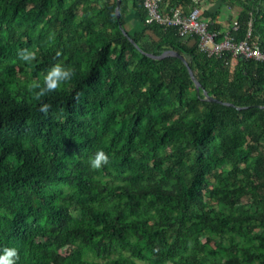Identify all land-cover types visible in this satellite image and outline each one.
I'll use <instances>...</instances> for the list:
<instances>
[{
	"label": "trees",
	"instance_id": "obj_1",
	"mask_svg": "<svg viewBox=\"0 0 264 264\" xmlns=\"http://www.w3.org/2000/svg\"><path fill=\"white\" fill-rule=\"evenodd\" d=\"M117 2L0 0V255L264 264V62L237 58L232 81L231 54L208 57L178 27L148 24L143 0H121L118 18ZM176 8H201L217 41L250 31L264 49V0H160L162 13ZM25 49L36 59L23 61ZM167 51L231 106L198 93L180 59L149 57ZM56 64L71 80L36 99L29 86ZM98 150L109 162L93 169Z\"/></svg>",
	"mask_w": 264,
	"mask_h": 264
},
{
	"label": "built area",
	"instance_id": "obj_2",
	"mask_svg": "<svg viewBox=\"0 0 264 264\" xmlns=\"http://www.w3.org/2000/svg\"><path fill=\"white\" fill-rule=\"evenodd\" d=\"M143 4L148 12V24L156 23L167 27H178L181 36L196 38L199 50L208 57L221 56L227 52L235 59L245 57L264 62V49L250 39V31L247 39L243 41H235L229 32L225 33L222 40L217 41L219 33L210 31L209 23L202 19L199 8L191 10L188 14H185L181 8L164 14L160 9V0H143ZM233 26L237 30L236 22Z\"/></svg>",
	"mask_w": 264,
	"mask_h": 264
},
{
	"label": "clouds",
	"instance_id": "obj_3",
	"mask_svg": "<svg viewBox=\"0 0 264 264\" xmlns=\"http://www.w3.org/2000/svg\"><path fill=\"white\" fill-rule=\"evenodd\" d=\"M59 55V53H57ZM20 58L23 61L31 62L36 59V52L29 50H22ZM74 74L73 69L65 68L61 64L54 65L44 78V85L41 86L38 82H33L29 86V91L39 88L40 91L36 93V99L44 96L48 92L57 90L63 82L70 81ZM49 104H43L40 111L47 114L50 109ZM109 162V156L103 150H98L94 157L90 159V165L93 169H100L103 165ZM18 259V252L15 248H5L3 254L0 255V264H16Z\"/></svg>",
	"mask_w": 264,
	"mask_h": 264
},
{
	"label": "water",
	"instance_id": "obj_4",
	"mask_svg": "<svg viewBox=\"0 0 264 264\" xmlns=\"http://www.w3.org/2000/svg\"><path fill=\"white\" fill-rule=\"evenodd\" d=\"M120 4H121V0H118V2H117V8H116V15H117L118 18L120 17V12H119V11H120ZM120 27L122 28V26H120ZM123 33H124L126 36H128L127 32H126L124 29H123ZM131 41H132V43L134 44V46H135L137 49H140V48L136 45V43H135L133 40H131ZM169 56L176 57V58L180 59V60L185 64V66L187 67V69H188V71H189V74H190V76H191L193 82L195 83L196 90H197L198 93H200V92L202 91V93H203V95L205 96V98H206L208 101H210V102H214V103H218V104H224V105H227V106H231V104H229V103H223V102H221V101H219V100H217V99H214V98L210 97V96L208 95L207 91L201 86V84H200V83L198 82V80L195 78L194 73H193V71L191 70V68L189 67V64H188L187 60H186L183 56H181L180 54H178L177 52H174V51H167V52L163 53L161 56H153V55H149V57H151V58H153V59H158V60H160V59H165V58H167V57H169Z\"/></svg>",
	"mask_w": 264,
	"mask_h": 264
},
{
	"label": "crops",
	"instance_id": "obj_5",
	"mask_svg": "<svg viewBox=\"0 0 264 264\" xmlns=\"http://www.w3.org/2000/svg\"><path fill=\"white\" fill-rule=\"evenodd\" d=\"M202 6H204L202 8V10H210L211 12L215 11V4H210L209 6H206V4L201 3ZM201 10V8H200ZM224 17L221 21H219L218 23L221 24V26L223 27V30H226V28L228 27V11L226 13L223 14ZM131 27H136L139 24V18H135L131 21ZM230 79L232 81H235L239 78H241V72L239 71V65H238V59L233 58L230 62Z\"/></svg>",
	"mask_w": 264,
	"mask_h": 264
},
{
	"label": "rangeland",
	"instance_id": "obj_6",
	"mask_svg": "<svg viewBox=\"0 0 264 264\" xmlns=\"http://www.w3.org/2000/svg\"><path fill=\"white\" fill-rule=\"evenodd\" d=\"M216 7H218V4H216ZM216 7H215V10H216ZM81 15H83V13H81Z\"/></svg>",
	"mask_w": 264,
	"mask_h": 264
}]
</instances>
